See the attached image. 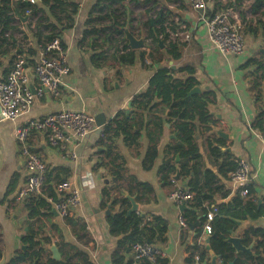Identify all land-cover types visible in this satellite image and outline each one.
Returning <instances> with one entry per match:
<instances>
[{
  "label": "crops",
  "instance_id": "crops-1",
  "mask_svg": "<svg viewBox=\"0 0 264 264\" xmlns=\"http://www.w3.org/2000/svg\"><path fill=\"white\" fill-rule=\"evenodd\" d=\"M72 1L76 4L78 0ZM97 1L84 0L79 5L78 13L73 17V26L65 30L60 28L59 36L66 47V59L71 68V72L63 78L61 97L55 99L47 94L37 98L32 110L15 122L3 120L0 114V264H17L19 255L28 249L23 239L29 232L30 224H34V240L39 242L47 259L50 257L53 259L51 252L53 245L61 255L59 245H64L67 246L63 248L65 254L68 252L73 254L76 250L82 251L90 257L93 264H114L113 256L119 251L118 246L123 237L110 234L108 219L114 215V211L111 209V215L106 216V211L100 209L102 191L108 187L118 189L119 192L126 191L129 188L130 175L152 189L143 199H139L140 203L137 202L134 193L133 197L139 205L137 214H144L146 221L154 217L160 218L167 225L164 236L158 237L152 245L165 254L164 260H167V264H187L188 246L196 242L193 238L195 234L187 237L182 231L179 218L183 212L170 201L169 194L172 188L167 187L161 178V170L170 158L167 155L169 148L175 143L178 145L181 143L178 139H171L174 134L166 118L169 110L164 106L153 111L141 112L132 105L133 99L147 90L153 76L162 69L172 67L176 71L184 66L191 68L192 76L198 81L202 94L211 92L214 96L208 110L216 127L210 134L201 129L195 138L199 148L200 165L197 180L204 190L202 197L207 196L203 207L208 211L211 210L209 214L213 213L215 216L216 206L231 203L237 191H240L225 175L226 167L223 169L221 167L222 163L229 159L234 162L245 159L251 164L255 194L250 199L255 204L263 203L264 146L256 133L251 130L254 129L253 126L258 122L261 113L264 114V80L261 79L262 72L252 64L255 60H264V14L262 13L264 4L257 9L256 0H207L208 14L217 13L221 10L220 7H227V10L222 12L229 13L230 20L241 24L243 28L242 32L246 39L244 55L225 57L210 43L206 26L198 21V15L191 8L190 0H153L151 3H146L145 0H126L119 9L125 13V21L128 23L126 29H130V32L134 31L137 38L145 40L151 28L159 29L160 26L154 22L159 17L166 20V28L169 29L168 26L171 24L174 28L192 34L191 41L185 44L184 55L180 61H172L168 58L161 65L148 69L140 63L127 68H119L116 64H104L103 68H97L92 61L97 52L88 45L84 47L79 45L86 22L92 14H95L92 10ZM38 8L44 10L45 17L48 18L47 22L41 23L39 33L43 35L42 37L49 36L51 32L46 27L48 25L60 27L61 22L50 14L41 1L38 2ZM60 18L64 20L63 16ZM37 23L38 17L34 16L32 30L36 28ZM20 30L26 32L27 29L23 25L20 26ZM21 36L22 34L18 35L19 38ZM30 37L38 45V38L35 39L32 34ZM146 44L148 46L147 41ZM166 48V43H163V47L160 46L159 52H155V55L162 56ZM140 51L149 53L147 47ZM20 52L10 49L7 55L0 58L3 63V67L0 68V78L9 68V61ZM113 53L114 51L111 50L108 56L111 58ZM26 60L31 86L33 89H38V83L34 80L32 72L36 57L26 56ZM146 64L150 65L151 61H147ZM189 74L177 73L174 76L185 79ZM255 81L260 86L253 89ZM58 110L83 111L93 116L97 128L90 135L98 130L103 132L109 123L115 121L120 114H124L130 125L135 126L134 133L139 134V145L128 146L123 137H115L112 143L114 153L107 158L103 154L105 150L98 145L102 133L94 142L88 141L84 144L82 140L74 144L72 149L77 159L72 160L52 149L44 133L35 132L30 145L47 164L50 186L55 190L60 181L68 180L74 183L82 194L84 193V197H82V206L75 209L67 220H62L52 208L50 212L42 209L39 217L35 221H30L27 207L30 196L22 202L18 200L20 192L26 186L27 174L20 159V146L15 139L14 131L19 125L41 119ZM157 118L164 119L165 128L157 141H154L157 157L153 167L145 169L148 151L154 146L149 142V135L155 131L154 124L158 121ZM215 130L226 134L228 139L216 134ZM214 150L219 151V158ZM175 158L173 165L178 172L184 161L179 155ZM99 161L104 165L101 169L97 166ZM119 166L124 167L125 170L121 172L122 175L124 174V179L121 181H117L112 175V170ZM206 172H211L214 178L210 187L205 184ZM179 182L187 188L189 178H180ZM211 187L216 188L214 192L208 190ZM45 191L49 192L47 187ZM72 222L86 225L85 233L78 227L72 226ZM237 225L238 232L252 227L264 230V218L255 221H237ZM207 237L204 234L203 239L197 240V243L206 248L207 243H203V240L207 241ZM233 237L239 236L235 234ZM253 247L254 245L251 254ZM237 254L248 253L237 252ZM123 256L127 262L133 264H153L148 261H135L129 250ZM62 259L68 260L66 264L71 261V258L63 256ZM210 263L211 258L208 264ZM218 264H220L219 260Z\"/></svg>",
  "mask_w": 264,
  "mask_h": 264
},
{
  "label": "trees",
  "instance_id": "trees-1",
  "mask_svg": "<svg viewBox=\"0 0 264 264\" xmlns=\"http://www.w3.org/2000/svg\"><path fill=\"white\" fill-rule=\"evenodd\" d=\"M125 1L98 0L92 10L95 14H92L86 22V28L79 45L81 47L88 45L97 52L92 58L95 66L103 68L104 64H116L119 68H127L140 63L143 67L145 65L148 69H153V66L161 65L168 58L172 61H180L184 55L185 44H182L180 40L172 39L170 35L175 33L177 28H174L171 24L168 26L169 29L166 28L165 24L167 22L161 17L154 21L160 28H151L145 38L148 42L147 49L149 53L129 48L125 40V30L128 23L125 21L124 11L119 9ZM152 1L145 0L146 3H151ZM41 3L48 8L55 19L61 22L60 27L48 25L46 28L51 33L45 37H42L43 35L39 32L41 23L47 22L48 18L45 17L46 12L38 8V3L31 4L25 0H15V2L13 0L0 1V58L7 55L10 49L20 50L21 52L18 54L20 56L26 55L28 58H35L37 56L36 50L22 48V43L28 36L32 34L35 39L38 38L37 43L40 45L45 41L60 37V28L65 30L73 26V17L79 11L78 4H75L72 0H41ZM256 4L258 9L264 4V0H256ZM153 5L155 6L156 3ZM219 9L221 10L217 12L227 10V7H220ZM262 13L264 14V11ZM18 15L28 18V21L23 24ZM34 16L38 17V23L36 28L32 30V18ZM60 16H63L64 20ZM23 25L27 29L26 33L20 30V26ZM21 34L22 36L19 38L18 35ZM131 34L136 35L134 31H131ZM159 42L167 45L166 50H163L162 56L155 55V52L158 53L160 50ZM61 46L65 51L64 43ZM111 50L114 53L110 58L108 53ZM17 56L9 61L10 66L3 72L2 78H7ZM147 61H151V64H146ZM252 64L262 72L261 79L264 80V60H255ZM2 67L3 63L0 60V68ZM177 73L190 74L188 78L178 79L174 76ZM192 75L193 71L186 66L176 71L172 67L162 69L153 76L147 90L133 99L132 105L134 109L141 112L153 111L160 106H164L166 110H169L166 116L167 123L172 126L173 134L177 135L178 142L181 145L175 143L169 148L167 155L170 158L161 170V178L167 187L173 189L172 180L177 175V168L173 165V162L176 159L175 157L179 155L184 161L179 169L180 178H189L187 189L194 194L193 200L187 204V210L182 214L189 227V230L185 231L184 234L187 237L195 234L193 238L196 241L188 246L187 264H196V257H199L201 264H208L210 261L209 252L197 243V240L203 239L204 229L208 223V215L211 210L208 211L207 208L203 207V202L207 200V196L202 197L204 190L197 180L198 166L200 165L199 148L195 138L201 129L210 134L214 130L213 128L216 127L210 118L208 110L210 102L214 100V96L211 92L190 96V92L199 85ZM254 84L253 89L260 86L256 81ZM154 126L155 131L149 135V142L153 145L165 128L164 119H158ZM253 128L264 134L263 113H261L258 122ZM134 129L135 126L130 125L126 115L120 114L115 121H112L103 129V136L98 142L99 147L105 150L103 154L107 158L112 156L114 153L112 143L115 137H123L125 144L128 146H138L139 134H135ZM210 144H213L212 141ZM213 152L217 154L218 158L220 157L218 150ZM156 157V146L154 145L148 151L145 169L153 167ZM97 166L101 169L104 166L103 162L99 161ZM221 167L222 169L226 167L225 175L229 179V174L236 169L237 162L230 159L229 161L225 160ZM115 169L112 170L113 177L117 181L123 180L124 174L122 175L121 172L125 171L124 167L119 166ZM192 173L195 174L192 175ZM128 180L130 184L126 191L120 190L119 192L118 189L110 187L102 191L101 209L104 211L112 209L114 211V215H111V218L108 219L110 234L116 237H123L118 246L119 251L113 256L114 264H133V262H127L123 256L126 251L129 250L132 254L133 246L138 243L154 244L158 237L162 238L167 231L166 222L160 218L154 217L150 221H146L144 214L133 213L129 215L132 205L126 196L133 197L134 193H136L137 202L140 203L139 199H143L152 189L149 185L139 183L134 176L130 175ZM213 180L211 172H206L205 184L207 187H210ZM46 187L49 192L45 191ZM215 189L213 187L208 188L210 192H214ZM248 191L249 196L247 198L241 197L240 191H237L231 203L216 206L217 213L210 223L212 234L208 235L207 238H209V246L218 257L220 264H264V230L252 227L243 232H238L237 221H255L259 218H264V200L260 205L253 203L250 199L255 194L253 185L249 187ZM48 199L56 201V192L54 187L50 186L47 174L43 193L39 196H30V199L27 200L30 221H35L42 209H46L48 212L52 211L53 207ZM195 225L197 226L192 232L191 228ZM29 226V232L23 239L25 245H28V249L25 253L19 255L17 264H60L51 257L49 259L45 258V251L40 247L39 242L34 240V224ZM72 226L78 227L81 232L85 233L86 231V225L83 226L77 222H72ZM235 234L242 239L245 247L254 245L252 254H237L236 249L229 242V239ZM205 240H203V243L206 242ZM64 247L67 246L59 245L62 256L71 258L69 264H93L90 257L82 251L76 250L73 254L71 252L65 254ZM158 264H167V260H160Z\"/></svg>",
  "mask_w": 264,
  "mask_h": 264
},
{
  "label": "built area",
  "instance_id": "built-area-1",
  "mask_svg": "<svg viewBox=\"0 0 264 264\" xmlns=\"http://www.w3.org/2000/svg\"><path fill=\"white\" fill-rule=\"evenodd\" d=\"M31 4H36L41 0H28ZM84 0H78L80 5ZM190 6L198 15V21L206 26L208 39L212 46L225 57H241L246 50V39L239 23L230 20L229 13L217 12L208 14L207 0H190ZM25 32V30L23 31ZM26 33V32H25ZM173 40H180L187 44L192 39V34L186 30L176 29L171 33ZM61 38L55 37L50 41H45L36 45L33 39L28 36L22 43L23 49H34L37 51L36 63L32 70L33 78L38 83V89L31 86V78L27 72L26 56H17L7 78H0V106L3 120L15 122L20 117L28 114L37 98H42L47 94L59 99L63 78L71 72L66 59L65 51L61 46ZM95 118L85 112L72 110H58L49 113L38 120H31L25 125L15 128L14 136L20 146V159L27 174V183L20 192L18 200L24 201L29 196H39L43 193L47 164L44 159L34 152L30 141L35 132H42L46 135L48 145L58 151L60 155L77 159L72 146L81 142L88 135L96 130ZM264 146V134L253 129ZM229 180L240 190L243 198L249 196V187L253 184V174L251 164L245 160L237 161L236 169L229 174ZM173 189L169 194V199L177 207L187 206L194 198L186 187L184 188L175 178L172 180ZM56 201L48 199L53 209L62 220H67L75 209L82 206V193L71 181L65 180L59 183L55 189ZM214 214L208 215V223L205 226L204 234H212L210 223ZM179 224L183 232L188 231L186 219L181 215ZM133 259L137 262L148 261L158 264L164 260L165 254L155 248L150 243H138L133 246ZM196 264H201L199 257L195 259Z\"/></svg>",
  "mask_w": 264,
  "mask_h": 264
},
{
  "label": "water",
  "instance_id": "water-1",
  "mask_svg": "<svg viewBox=\"0 0 264 264\" xmlns=\"http://www.w3.org/2000/svg\"><path fill=\"white\" fill-rule=\"evenodd\" d=\"M18 18L26 23L28 21V18H24L21 17L20 15H18ZM125 34H126V41L128 43V46L130 49L132 50H145L147 47L146 41L144 40V38H137L135 37L133 34H131V32L126 29L125 30ZM161 47H163V42L159 43ZM172 64V62H170ZM202 89L201 87L197 86L195 87L191 92H190V96L194 95V94H202ZM0 114H1V106H0ZM100 127V126H99ZM100 129V128H99ZM215 133L218 134L221 137H224L225 139H228V136L226 134H224L223 132L219 131V130H215ZM102 134V130H98L96 133L92 134V135H88L85 139H83V143L86 144L88 141L90 142H94V140L98 139L100 137V135ZM171 139L176 140L177 139V135H172ZM179 160V157L177 158ZM180 179V173L179 171L177 172V175L175 176V180L179 181ZM82 197H84V193L82 194ZM126 198L130 201L132 207L129 211V215H132L133 213H138L139 212V205L136 203L135 198L131 197L129 195L126 196ZM101 206V204H100ZM101 209V208H100ZM181 212H184L185 210H187V207L185 205L180 207ZM54 214L57 215V213L54 211ZM106 216L111 215V210L108 209L105 212ZM197 225L193 226L191 228V231H194V229L196 228ZM229 242L233 245V247L236 249L237 252L239 253H248L251 254V250H252V246L250 247H245L243 245L242 239L239 237H232L229 239ZM207 246L206 249L210 254V258H211V263L210 264H218V257L214 254V252L211 250L210 246H209V238L206 241ZM51 252L53 255V259L57 262H59L60 264H66L68 262L62 259V255L60 254L59 250L57 249L56 246H52L51 247Z\"/></svg>",
  "mask_w": 264,
  "mask_h": 264
}]
</instances>
